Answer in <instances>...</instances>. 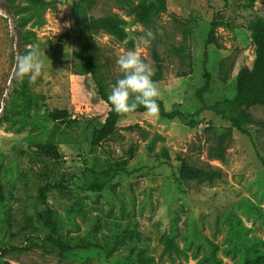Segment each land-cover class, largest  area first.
<instances>
[{"label":"rangeland","instance_id":"1","mask_svg":"<svg viewBox=\"0 0 264 264\" xmlns=\"http://www.w3.org/2000/svg\"><path fill=\"white\" fill-rule=\"evenodd\" d=\"M45 2L0 0V261L139 264L132 254L141 249L150 257L143 264H239L245 239L264 240V127L250 124L246 134L233 128L223 158L208 157L230 124L203 105L197 90L208 73L204 104L226 112L222 101L233 97L238 69L253 63L251 25L264 16V0H167L166 10L148 24L101 0L91 16L115 12L126 21L123 41L103 32L93 36L108 86L121 75L117 56L139 43L145 29H160L163 35L140 51L156 72L155 50L158 99L166 111L184 115L130 114L96 147L91 131L103 123L108 107L90 76L78 72L72 26L77 0ZM32 45L40 49L42 74L18 79L15 58ZM244 109L264 121L263 105ZM59 110L67 116L53 119ZM45 144L56 146L57 161L45 153ZM182 162L222 175L211 182L178 180ZM40 188L66 243L100 247L59 254L46 239Z\"/></svg>","mask_w":264,"mask_h":264},{"label":"trees","instance_id":"2","mask_svg":"<svg viewBox=\"0 0 264 264\" xmlns=\"http://www.w3.org/2000/svg\"><path fill=\"white\" fill-rule=\"evenodd\" d=\"M27 1L36 3L40 6L46 5L45 0ZM100 1L101 0H77L72 15V26L75 30V39L79 46L77 53L78 72L90 76L95 85L97 95L108 107L103 123L100 126L93 127L91 131L90 145L92 147L98 146L101 141L112 136L115 133L118 121L130 115H117L108 102L107 98L110 93L109 86L100 72L98 47L93 39L96 33L103 32L117 41L125 40L127 36L124 28L126 21L115 12L98 17L91 16L89 12ZM112 1L128 15H131L135 21L142 24L150 23L154 16L165 11L167 8V0H140L138 2H133L132 0ZM216 26V23L212 25L209 32V40L213 39ZM251 31V43L254 54L253 63L251 66L242 65L238 69L235 75V93L231 99H224L222 101L226 112L221 111L220 108L217 109L216 105L204 104L202 94L209 87L208 73H205V81L202 87L197 90V96L203 105L208 109L223 114L224 118L230 124L223 132L217 135L215 144L209 148L208 157L210 158H223L226 149V139L231 136L233 128L246 134L247 127L250 124H257L264 127V121L253 120L251 115L244 109L255 104L264 106V16L252 22ZM127 44L133 46V41L129 40ZM27 50L28 49H21L20 54H24ZM153 58L157 66V71L153 76V80L157 82L160 79L161 64L155 50H153ZM157 103L159 104V115L162 117L172 119L184 115L179 111H166L164 103L159 99ZM143 111H145V109L141 106L133 113H140ZM51 116L53 119L57 120L67 116V112L64 110L53 111ZM157 139L158 137L155 136L147 145L149 150L152 149ZM43 148L45 153L54 160L57 161L60 158V154L54 144H45ZM221 175L220 169L210 166L197 167L182 162L178 167V180L199 179L211 182L220 178ZM97 189L99 190L100 187L98 186ZM39 197L46 207L44 224L49 228V234L46 236V239L57 248L59 254L73 250L74 248L88 249L100 247L98 243H85L79 246H71L66 243L58 233V227L53 220V212L47 205L46 196L42 188H40ZM3 200L4 194L0 181V203H2ZM242 243L245 249V255L239 264H264V250L258 247L260 244L264 245V240L253 237L251 239H245ZM168 245L169 247L173 246L171 239H169ZM126 254L131 256L130 252ZM132 256H134L139 264H143L150 260V257L144 255L141 249L135 251ZM0 262L1 264H12L7 260Z\"/></svg>","mask_w":264,"mask_h":264},{"label":"clouds","instance_id":"3","mask_svg":"<svg viewBox=\"0 0 264 264\" xmlns=\"http://www.w3.org/2000/svg\"><path fill=\"white\" fill-rule=\"evenodd\" d=\"M70 26V25H69ZM163 35L162 30L145 29L133 48L128 49L116 58L118 70L121 73L115 83H110L108 102L117 115L126 116L135 112L139 107L146 110L149 117H158L160 96L158 82L153 80L155 70L153 66L142 58L141 47L148 46ZM44 61L38 46H29L24 54H17L15 58V76L18 79L35 80L42 74Z\"/></svg>","mask_w":264,"mask_h":264}]
</instances>
